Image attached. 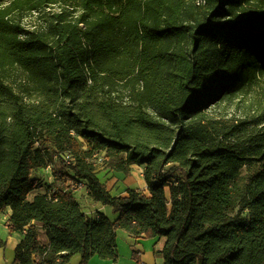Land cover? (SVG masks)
Returning a JSON list of instances; mask_svg holds the SVG:
<instances>
[{"label": "trees", "instance_id": "1", "mask_svg": "<svg viewBox=\"0 0 264 264\" xmlns=\"http://www.w3.org/2000/svg\"><path fill=\"white\" fill-rule=\"evenodd\" d=\"M262 82L264 0H0V212L24 232L11 264L115 261L118 230L164 238L163 264H264V111L252 129L204 123ZM96 155L142 167L148 193L110 196ZM48 167L59 183L29 201ZM79 184L116 217L84 213Z\"/></svg>", "mask_w": 264, "mask_h": 264}, {"label": "rangeland", "instance_id": "2", "mask_svg": "<svg viewBox=\"0 0 264 264\" xmlns=\"http://www.w3.org/2000/svg\"><path fill=\"white\" fill-rule=\"evenodd\" d=\"M61 7L60 6H54L49 11L50 12H57L59 11ZM48 11V10H47ZM48 11V12H49ZM23 24L28 29H34L37 27H41L43 25V21L38 19L36 15L31 14L27 15L23 18ZM18 79H22V77H18ZM18 84V83H16ZM36 97H34V100ZM264 111V82L260 84L259 87L251 91L247 95H240L233 99H228L225 101H222L220 103H217L215 105H212L209 107L204 115V123H207L208 125H214L215 122H218V127H223L226 129L233 128L234 126L240 125L241 122H243L242 126L239 127V129H252L253 125L249 123H253L254 120L259 118ZM138 169H142V167L134 166L133 173H129V175H125L128 179V183H130V187L132 189L140 190V183L141 181L143 183V178L141 179ZM95 172L97 176L99 177L100 181L103 182L106 186L112 183L115 179L113 178V175L110 171H108L106 163L103 162L102 164H96L95 165ZM244 172H246V169H244ZM35 176L39 179L41 183H55L58 184L59 182L56 181L55 177L52 174V169H42L35 173ZM117 182V181H116ZM115 182V183H116ZM114 183V184H115ZM43 189L41 188L35 190L28 196V200L31 201L35 194L41 193ZM78 191H82L81 194H78L79 196L76 198H80V202L83 201V198L86 197V192L84 189H78ZM167 199L169 200V189H165ZM75 193V194H76ZM93 204V203H92ZM81 209L84 211L83 205H80ZM85 206V205H84ZM108 209V217L110 219H114L116 215L113 213L112 209L110 207H107ZM238 209H235L232 212H229L228 215L233 216L237 213ZM242 216H246V213H242ZM127 234L123 230H118L116 233V241H117V250H118V256L115 261H121V262H128L131 261V249H130V243L127 239ZM44 239V237H41ZM149 239H146L145 241H148ZM3 251L0 254V264H4L5 257L2 256ZM147 258L153 257V254L144 255ZM102 260V259H101ZM112 261V260H111ZM143 261V258H142ZM144 263V261H143Z\"/></svg>", "mask_w": 264, "mask_h": 264}, {"label": "crops", "instance_id": "3", "mask_svg": "<svg viewBox=\"0 0 264 264\" xmlns=\"http://www.w3.org/2000/svg\"><path fill=\"white\" fill-rule=\"evenodd\" d=\"M133 169H134V166L131 167V171H130L131 174L133 173ZM142 172H143V169H138V173H139L141 179H142ZM112 175H113V178L115 180L112 183H110V186L109 185L106 186L104 184L109 195L112 197H117V196L124 197V196H126L127 189H132L130 187V183L127 182L128 179L122 173L112 172ZM45 184H47V183H42L41 190L42 189L44 190ZM48 184H51V183H48ZM139 186L141 187L140 190H138L139 192H141L143 194L148 193L145 183H143L141 181ZM81 193H82V191H78L75 194V197H78L79 196L78 194H81ZM165 195H166V192H165ZM166 197H167V195H166ZM76 199L80 205H83L85 210L84 211L82 210V211L84 213H86L87 215H89L90 217H94L97 212H101L105 216L108 217L107 207H103L100 204L93 202L87 196V194H86V197L83 198L82 202H80L81 201L80 198L79 199L76 198ZM10 215H11V210L9 208H5L2 212H0V240L4 242V247L0 248V254L3 251L2 256L5 257L4 264H11L12 263V260L14 257V250L18 246V244L24 239V232H14V233H8L7 232L8 219H9ZM110 220H113V219H110ZM36 226L39 230L40 240L44 244H46L47 238L44 234V231L41 229V225L37 223ZM125 233L127 234L126 237L130 243L132 262L131 261L121 262V261H113V260L112 261L111 260H101L97 256H94L90 259L88 264H135V262L132 258V254L134 251L140 253L141 261L143 258L144 264H163V257H162L161 251H162V248H163L164 243H165L164 238L155 237V238L149 239L148 241H145L144 239L136 240L131 235H129L127 232H125ZM42 236L44 237V239L41 238ZM116 245H117V241H116ZM147 253H148V255L153 254V257L152 258H151V256H150V258L145 257L144 255H146ZM117 254H118V250H117ZM143 261H142V263H143ZM34 264H40V262L38 260H35ZM61 264H80V256L75 255L72 258H70L68 261L63 262Z\"/></svg>", "mask_w": 264, "mask_h": 264}, {"label": "built area", "instance_id": "4", "mask_svg": "<svg viewBox=\"0 0 264 264\" xmlns=\"http://www.w3.org/2000/svg\"><path fill=\"white\" fill-rule=\"evenodd\" d=\"M61 158H62V160H63L66 164H69V163L72 162V158H71L69 155H67V154L62 155ZM96 158H97L98 163H102V158H101V157H99L98 155H96ZM49 168H51V167H48V168H46V169H49ZM78 189H83V185H82V184H79V185H78Z\"/></svg>", "mask_w": 264, "mask_h": 264}]
</instances>
